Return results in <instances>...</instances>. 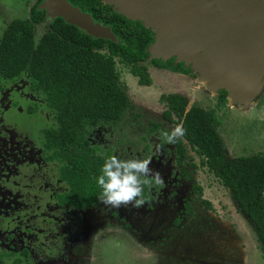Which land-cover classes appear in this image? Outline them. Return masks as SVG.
<instances>
[{
  "label": "rangeland",
  "instance_id": "374dc122",
  "mask_svg": "<svg viewBox=\"0 0 264 264\" xmlns=\"http://www.w3.org/2000/svg\"><path fill=\"white\" fill-rule=\"evenodd\" d=\"M36 1L42 0H0V21L27 18ZM46 13L34 26V44L51 22ZM148 68L152 84L143 87L116 65L129 106L117 123L87 137L92 146L109 150L110 157L150 159L149 167L163 177L162 185L149 178L141 206L119 209L101 204L78 211L54 205V196L67 190L56 180L59 164L42 160L50 153L41 149L42 132L57 128L54 113L42 94L29 89L24 75L0 79V225L10 218L20 223L0 230V252L20 257L26 247L30 264H264L245 216L183 140L182 167L175 166L173 144L163 142L162 133L176 125L160 118L158 100L161 94L182 93L189 106L213 109L225 157L236 160L264 155V82L249 100L227 98L217 107L218 92L193 68L186 76ZM155 123L158 132H152ZM13 235L25 238L15 244Z\"/></svg>",
  "mask_w": 264,
  "mask_h": 264
},
{
  "label": "trees",
  "instance_id": "16d2710c",
  "mask_svg": "<svg viewBox=\"0 0 264 264\" xmlns=\"http://www.w3.org/2000/svg\"><path fill=\"white\" fill-rule=\"evenodd\" d=\"M93 22L108 27L114 41L93 38L78 28L54 18L47 31L34 44V26L43 21L45 12L38 10L37 1L29 8L26 19H13L0 36V79L13 81L22 74L29 79L32 91L44 96L46 107L54 112L56 129L43 132V148L51 151L47 161L62 164L58 179L67 192L56 196L59 206L84 210L101 204L102 189L97 177L109 150L92 146L87 139L90 131L117 123L128 108L129 101L118 85L119 64L136 79L138 86L152 84L148 65L181 75L191 70L183 63L148 60L147 47L153 42V32L138 21H131L114 12L101 0H65ZM161 119L168 124H182V140L202 159V164L226 189L238 210L248 221L264 256V155L252 154L236 160L226 159L217 133L219 120L213 109L188 107L180 94H161ZM227 103L226 93L218 91L217 107ZM155 124L152 131H159ZM174 164L180 170L185 156L181 140L174 144ZM180 175L184 176L181 170ZM200 198L199 188H195ZM144 201L147 198L143 195ZM206 208L209 205L205 204ZM186 209L188 205H185ZM176 222V221H174ZM14 264H19L16 261Z\"/></svg>",
  "mask_w": 264,
  "mask_h": 264
},
{
  "label": "water",
  "instance_id": "95a60500",
  "mask_svg": "<svg viewBox=\"0 0 264 264\" xmlns=\"http://www.w3.org/2000/svg\"><path fill=\"white\" fill-rule=\"evenodd\" d=\"M154 34L148 60L173 59L197 73L215 93L245 102L264 82V0H101ZM93 38L114 41L108 27L93 22L65 0L37 7ZM46 13V14H47Z\"/></svg>",
  "mask_w": 264,
  "mask_h": 264
},
{
  "label": "clouds",
  "instance_id": "9594fccd",
  "mask_svg": "<svg viewBox=\"0 0 264 264\" xmlns=\"http://www.w3.org/2000/svg\"><path fill=\"white\" fill-rule=\"evenodd\" d=\"M185 136L182 124H177L170 132L162 133L163 142L171 145ZM150 159L121 160L116 156L108 158L97 177L102 189L99 201L106 208L119 209L129 205L139 207L143 204L144 186H151V179L162 185L163 177L149 167Z\"/></svg>",
  "mask_w": 264,
  "mask_h": 264
},
{
  "label": "flooded vegetation",
  "instance_id": "af4514ba",
  "mask_svg": "<svg viewBox=\"0 0 264 264\" xmlns=\"http://www.w3.org/2000/svg\"><path fill=\"white\" fill-rule=\"evenodd\" d=\"M37 2V1H36ZM44 19H45V17H44ZM43 19V20H44ZM40 24V23H39ZM37 25V24H36ZM48 27V26H47ZM153 68H155V67H153ZM156 70H162V69H157V68H155ZM22 75H24L25 76V73L24 74H22ZM21 77V76H20ZM26 77V76H25ZM27 78V77H26ZM27 80H28V84H29V79L27 78ZM29 86H30V84H29ZM29 89L31 90V88L29 87ZM32 91V90H31ZM35 92V91H34ZM41 94V93H40ZM44 97V96H43ZM44 102V101H43ZM44 105H45V103H44ZM46 106V105H45ZM47 108V107H46ZM48 109V108H47ZM51 111V110H50ZM51 112H53V111H51ZM162 112V111H161ZM54 113V112H53ZM124 113V112H123ZM161 114V113H160ZM55 115V114H54ZM123 115V114H122ZM160 118H161V115H160ZM54 121H55V117H54ZM165 122V121H164ZM56 123V122H55ZM155 124H158V123H155ZM154 124V125H155ZM101 127V126H100ZM98 128V127H97ZM96 129V128H95ZM94 130V129H93ZM92 131V130H91ZM90 131V132H91ZM152 132H158V131H152ZM42 136H43V132H42ZM88 136H90V134L88 135ZM87 136V137H88ZM88 139V138H87ZM180 140H182V139H180ZM89 141V140H88ZM182 142V141H181ZM43 142L41 143V149L43 150V151H48V150H46L45 148H43ZM173 148H174V144H173ZM184 148V147H183ZM49 155H51V151H50V153L47 155V156H44L43 157V161L45 162V163H52V162H55V163H57V164H59V167L57 168V172H56V180H57V182H60V183H62V184H64L65 186H66V184L64 183V182H62V181H60L59 179H58V169L60 168V166H62V164L61 163H59L57 160H51V161H47L46 160V157H48ZM174 155V154H173ZM181 167H182V165H181ZM67 187V186H66ZM67 190H68V188H67ZM67 190L66 191H64L63 193H58V194H56L55 196H54V198H53V200H54V205L58 208H68V209H72V210H78V211H84V210H79V209H74V208H70V207H67V206H59L58 204H57V202H56V196L57 195H61V194H64L65 192H67ZM197 197V196H196ZM7 198V197H6ZM2 201H4L5 199L4 198H2L1 199ZM144 202H146V201H144ZM99 205H101V204H99ZM95 206H98V205H95ZM95 206H89V207H95ZM58 208V209H59ZM240 212V211H239ZM241 213V212H240ZM11 219V218H10ZM10 219H8V220H6L4 223H2L1 225H0V230H8L9 228H13L15 225H16V223L17 224H19L20 225V223H19V221L17 222L16 220L18 219H12V220H10ZM248 222V221H247ZM249 224V223H248ZM10 225V226H9ZM23 233H25L24 231H23ZM13 242L15 243V244H17V243H21V242H23V239L25 238H23V237H18V236H15V235H13ZM21 238V239H20ZM30 242L32 243L33 242V239H31L30 240ZM15 244H14V247H15ZM24 249L22 250V251H20V254H22L23 256H16V257H14L13 255H12V253H10V252H8V251H1L0 252V264H14L16 261H18V263L19 264H30V259H29V255H30V253H29V251H28V249L26 248V247H23ZM5 259H8V260H10V261H8V263H5Z\"/></svg>",
  "mask_w": 264,
  "mask_h": 264
},
{
  "label": "crops",
  "instance_id": "0c3cea01",
  "mask_svg": "<svg viewBox=\"0 0 264 264\" xmlns=\"http://www.w3.org/2000/svg\"><path fill=\"white\" fill-rule=\"evenodd\" d=\"M39 4H40V2H39ZM39 4H38V5H39ZM23 19H26V18H23ZM12 20H13V19H12ZM10 21H11V20H9L7 23H5L4 19H2V21H0V28H1L2 31H4L5 27L9 24ZM0 35H1V33H0ZM173 61H174V63H177V61H175L174 58H173ZM146 64H147V62L145 63V66H147L148 74H149V76H150V78H151V70L148 68V66H150V65H146ZM189 65H190V67H189L190 70H191V68H193V69L195 70V72H197V70H198V64L190 63ZM151 67H152V66H151ZM153 69H155V68H153ZM157 71H167V70H157ZM167 72H170V71H167ZM170 73H172V72H170ZM172 74H177V73H172ZM197 74H198V73H197ZM179 75H181V74H179ZM151 81H152V80H151ZM143 87H145V86H143ZM214 93H215V92H214ZM168 94H180V95L186 97V95H184V94H182V93H168ZM186 98H187V97H186ZM187 100H188V98H187ZM226 100H227V98H226ZM188 107H190V106H189V100H188Z\"/></svg>",
  "mask_w": 264,
  "mask_h": 264
}]
</instances>
